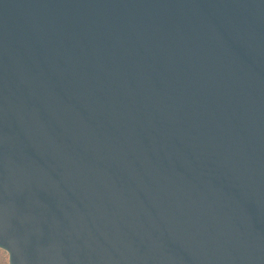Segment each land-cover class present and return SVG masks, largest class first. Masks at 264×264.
Wrapping results in <instances>:
<instances>
[{
  "label": "water",
  "instance_id": "95a60500",
  "mask_svg": "<svg viewBox=\"0 0 264 264\" xmlns=\"http://www.w3.org/2000/svg\"><path fill=\"white\" fill-rule=\"evenodd\" d=\"M8 264H264V0H0Z\"/></svg>",
  "mask_w": 264,
  "mask_h": 264
},
{
  "label": "rangeland",
  "instance_id": "374dc122",
  "mask_svg": "<svg viewBox=\"0 0 264 264\" xmlns=\"http://www.w3.org/2000/svg\"><path fill=\"white\" fill-rule=\"evenodd\" d=\"M0 264H8V256L2 250H0Z\"/></svg>",
  "mask_w": 264,
  "mask_h": 264
}]
</instances>
